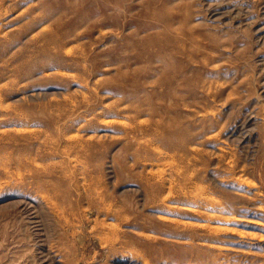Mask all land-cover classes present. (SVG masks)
<instances>
[{"label": "rangeland", "instance_id": "rangeland-1", "mask_svg": "<svg viewBox=\"0 0 264 264\" xmlns=\"http://www.w3.org/2000/svg\"><path fill=\"white\" fill-rule=\"evenodd\" d=\"M0 264H264V0H0Z\"/></svg>", "mask_w": 264, "mask_h": 264}, {"label": "bare ground", "instance_id": "bare-ground-1", "mask_svg": "<svg viewBox=\"0 0 264 264\" xmlns=\"http://www.w3.org/2000/svg\"><path fill=\"white\" fill-rule=\"evenodd\" d=\"M48 1H49V0H48ZM53 2H54V1H53ZM72 2H73V1H72ZM76 3H77V2H76ZM80 3H81V2H80ZM174 3H175V1H174ZM46 4H47V3H46ZM40 5H41V3H40ZM72 5H73V4H72ZM41 6H42V5H41ZM42 7H43V6H42ZM62 7H63V6H62ZM71 7H72V6H71ZM74 7H75V6H74ZM40 8H41V7H40ZM63 8H64V7H63ZM75 8H76V7H75ZM75 8H72L73 11H75V10H74ZM56 9H57V8H56ZM77 9H78V7H77ZM41 10H42V9H41ZM44 10H45V9H44ZM165 10H166V9H165ZM47 11H48V10H47ZM41 12H42V11H41ZM63 12H64V11H63ZM66 12H67V11H66ZM70 12H71V11H70ZM75 12H76V11H75ZM85 12H87V11H85ZM162 12H164V11H162ZM166 12H167V11H166ZM42 13H44V11H43ZM158 13H160V12H158ZM164 13H165V12H164ZM169 13H171V12H169ZM169 13H168V14H169ZM88 14H89V15H92V13L87 12L86 15H88ZM46 15L48 16V13H46L45 16H46ZM159 15H161V14H159ZM172 15H173V14H172ZM175 15H176V14H175ZM43 16H44V15H43ZM47 16H46L45 18H47ZM153 16H154V15H153ZM160 17L162 18V15L159 16V19H160ZM168 17H169V16H168ZM41 18H43V17H41ZM79 18L81 19V17H79ZM84 18H85V17H84ZM86 18H87V16H86ZM156 19H158V18H156ZM159 19H158V20H159ZM162 19H163V18H162ZM165 19H166V20H167V19L169 20V18H167V17H165ZM165 19H164V20H165ZM176 19H177V18H176ZM168 20H167V21H168ZM170 20H171V19H170ZM173 20H174V18H173ZM173 20H172V21H173ZM172 21H170V22H172ZM175 21H176V20H175ZM164 22H166V21H164ZM164 22H163V23H164ZM165 24H166V23H165ZM167 24H168V23H167ZM166 26H167V25H165V27H166ZM52 30H53V29H52ZM56 30H57V29H56ZM164 30H165V29H164ZM169 30H171V28H169ZM178 31H180V30H178ZM157 32H158V31H157ZM57 33H58V32H57ZM69 33H70V32H69ZM169 33H170V32H169ZM70 34H71V33H70ZM161 34H162V33H161ZM54 36H56V33H55ZM59 36H60V35H59ZM55 39H56V38H55ZM56 40H57V39H56ZM142 40H145V39H142ZM149 40H150V39H149ZM149 40H148V41H149ZM174 42H177V41L174 40ZM42 43H43V42H42ZM143 43H145V42H143ZM162 43H163V42H162ZM145 44H146V43H145ZM147 44H150V43L148 42ZM178 44H179V43H178ZM178 44H177L176 46H175V44H174L173 46H174V47H177ZM51 45H52V44H51ZM164 45H165V44H164ZM171 45H172V44H171ZM171 45H170V46H171ZM148 46H149V45H148ZM157 46H161V45L158 44ZM37 47H38V45H37ZM51 47H52V46H51ZM166 47H167V46H166ZM166 47L164 46V49H165ZM157 48H158V47H157ZM161 48H162V46H161ZM170 48H172V47H170ZM170 48H169V50H170ZM180 48H181V46H180ZM37 49H38V48H37ZM37 49H36V50H37ZM164 49H163V50H164ZM176 49H177V48H176ZM49 50H51V49H49ZM159 50H161V49H159ZM169 50H168V51H169ZM171 50H172V49H171ZM174 50H175V49H174ZM174 50H173V51H174ZM37 51H38V50H37ZM44 51H45V50H44ZM47 51H48V50H47ZM161 51H162V50H161ZM175 51H176V50H175ZM175 51H174L173 53H176ZM177 52H178V51H177ZM40 53H41V52H40ZM45 53H46V52H45ZM162 53H163V52H162ZM170 53H171V52H170ZM146 55H147V53H146ZM172 55H173V54H172ZM162 56H163V55H162ZM164 56H165V55H164ZM164 56H163V57H164ZM168 56H169V54H168ZM161 59H162V58H161ZM170 59H171V58H170ZM174 60H176V59H174ZM57 61H58V60H57ZM57 61H56V62H57ZM171 61H172V60H171ZM45 62H46V61H45ZM56 62H55V63H56ZM163 62H164V61H162V63H163ZM167 62H168V60H167ZM172 62H173V61H172ZM56 64H57V63H56ZM164 64H165V63H163V65H164ZM169 64H171V62H169ZM18 65H19V64H18ZM50 65H51V64H50ZM161 65H162V64H161ZM48 66H49V65H48ZM165 66H167V68H169V67H171L172 65H171V66H168V65L166 64ZM165 66H164V67H165ZM179 67H180V66H179ZM180 68H181V67H180ZM177 69H179V68H177ZM166 71L168 72L167 69H166ZM169 71H171V70L169 69ZM174 71H175V70H174ZM176 71H179V70H176ZM28 72H29V70H28ZM167 72H166V73H167ZM177 74H178V73H177ZM168 75H169V74H167V77H168ZM174 75H175V74H174ZM174 75H173V76H174ZM173 76H172V77H173ZM167 77H166L165 79H167ZM177 77H178V76H177ZM170 78H171V76H170ZM172 79H173V78H172ZM169 81H170V80H168V83H169ZM171 82H173V81H171ZM171 84H173V83H171ZM169 85H170V84H169ZM176 90H177V89H176ZM179 91H180V90H179Z\"/></svg>", "mask_w": 264, "mask_h": 264}]
</instances>
